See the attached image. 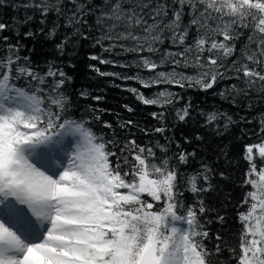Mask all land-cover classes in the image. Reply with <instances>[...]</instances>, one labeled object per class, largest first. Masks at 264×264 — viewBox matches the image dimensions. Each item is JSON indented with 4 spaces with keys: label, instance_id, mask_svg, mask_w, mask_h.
<instances>
[{
    "label": "snow or ice",
    "instance_id": "6c2138e0",
    "mask_svg": "<svg viewBox=\"0 0 264 264\" xmlns=\"http://www.w3.org/2000/svg\"><path fill=\"white\" fill-rule=\"evenodd\" d=\"M5 2L0 0V6ZM12 7L25 10L20 24H27L37 14L43 24L54 15L50 38L65 27L88 39L81 29L92 15L102 33L96 44L106 52L119 47L155 54L159 51L156 45L165 39L182 47L180 52L166 50L158 60L140 56L134 66L154 74L147 79L139 73L120 77L91 66L100 76L135 80L145 89L165 84L199 86L205 91L218 79L235 78L245 87L232 85L233 104L237 96H247L258 83L264 91V0H103L102 4L23 0ZM9 27L0 22V32ZM141 27L143 35L135 31ZM190 32L194 36L188 43ZM71 36L67 33L57 48L62 50ZM8 39L3 37L5 42ZM128 40L134 43H116ZM103 41L112 43L105 47ZM232 57L231 64L225 65ZM90 59L114 63L95 55ZM189 61L198 69L195 76L177 72L175 67L170 72L157 71L166 63L187 66ZM70 79L62 68L51 64L44 72L37 71L28 57L19 54L18 43L8 45L0 56V264H209L211 253L204 245L209 234L194 206H186L181 199V173L171 163L167 147L157 142L164 153L157 156L152 147L130 140L118 155L115 138L105 139L89 121L70 115L72 101L65 90ZM128 91L142 104L161 108L174 99L167 90L152 97L137 88ZM152 115L162 120L164 114ZM189 115L187 107L177 112L180 121ZM222 117L227 128L232 117L225 113L209 112L205 121L214 125ZM132 124L128 120L121 127ZM104 126L111 128L107 122ZM155 131L163 133L165 128ZM189 155L195 153L180 152L175 159L185 164ZM257 155L264 163V142L245 150L244 159L249 163L245 184L253 190L244 200L248 210L239 217L244 227L238 264H264V167L257 168ZM208 171L205 167L204 173L187 177V190H210ZM200 176L203 187H198ZM204 212L201 200L199 213Z\"/></svg>",
    "mask_w": 264,
    "mask_h": 264
},
{
    "label": "trees",
    "instance_id": "16d2710c",
    "mask_svg": "<svg viewBox=\"0 0 264 264\" xmlns=\"http://www.w3.org/2000/svg\"><path fill=\"white\" fill-rule=\"evenodd\" d=\"M22 2L23 0H6L5 4L0 6V22L10 25L9 29L0 32V56L5 55L8 45L18 43L19 54L28 57L37 71L44 72L50 64L62 68L71 78L65 84V90L72 101L70 115L78 120L83 118L89 121L93 130L104 135L105 139L115 138L118 144L115 150L118 155L119 149L130 140H135L141 146L152 147L157 156L164 155L157 147V142L165 145L168 149L167 155L172 158L171 163L176 165L181 173L179 181L180 190L183 192L181 199L186 206H194L200 223L209 234L204 240V245L211 253L207 257L209 264H238L236 257L241 255V236L244 227L239 217L240 213L248 210L249 204H245L244 200L246 194L253 190L251 185L245 184L249 170V163L244 159L245 150L248 145L264 142V132L261 131L264 126L261 124L264 120V91H260L259 83L255 90H249L247 96H237V103L233 104L230 102L232 96L229 95L232 92V85L245 87L235 78L218 79L213 88L205 91L199 86L181 88L165 84L145 89L135 80L100 76L91 66L94 65L100 71L116 72L120 77L135 76L139 73L147 79L154 74L134 66L140 56L151 55L153 59L158 60L166 50L180 52L182 47H176L170 40L165 39L162 44L156 45L159 51L155 54L147 52L137 54L119 47L106 52L103 47L96 44L102 33L92 15L86 17L88 24L81 29L88 35V39L77 36L72 28L65 27L58 28L56 37L50 38L48 32L53 27L54 15L50 14L43 24L38 14L27 24H20L18 20L24 18L25 10L21 8L16 11L12 5L19 6ZM93 2L102 4L103 0ZM59 23L63 25L64 19L61 18ZM135 31L144 34L142 27ZM26 32H32L33 35L26 37L24 35ZM67 33H72L71 39L62 50L58 49L56 45ZM167 35L165 33L166 37ZM4 36L9 38L7 42L3 40ZM193 36L194 33L190 32L188 43L192 42ZM110 43L112 41H103L105 47ZM116 43L132 45L134 42L128 40ZM239 47L237 43V48ZM93 55L114 63L100 64L98 60L90 59ZM234 58L226 59L225 65L231 64ZM122 64L133 66L121 67ZM173 67L177 72L187 76H195L198 72L191 61L187 66L166 63L157 71L170 72ZM129 88H137L148 97L167 90L174 94L173 103L163 108L144 105L128 91ZM82 92L87 94L86 98L81 95ZM222 92L225 93L224 96H221ZM94 97L100 99L96 100ZM126 106L131 107L133 111H127ZM186 107L190 115L185 121H180L177 112ZM154 112H163V119L154 118L152 115ZM209 112L225 113L232 117V123L225 128L226 118L222 117L216 124L209 125L205 121V115ZM95 116H99L100 119H95ZM128 120H132L133 124L121 127ZM105 122L110 124L111 128H106ZM157 127H163L165 131L156 132ZM180 152L195 155H189L187 163L180 164L175 159ZM112 159L115 160V157ZM256 163L258 169L264 167L258 155ZM205 167L209 169L206 174L210 190L200 193L188 191L185 179L194 174L204 173ZM252 178L258 179L257 176ZM203 186L204 181L200 176L198 187ZM201 200L205 208L202 215L199 213ZM221 217L223 219H220ZM217 246L219 252L216 251Z\"/></svg>",
    "mask_w": 264,
    "mask_h": 264
}]
</instances>
